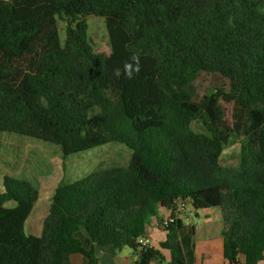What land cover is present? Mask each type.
Wrapping results in <instances>:
<instances>
[{"label": "trees", "instance_id": "16d2710c", "mask_svg": "<svg viewBox=\"0 0 264 264\" xmlns=\"http://www.w3.org/2000/svg\"><path fill=\"white\" fill-rule=\"evenodd\" d=\"M90 16L105 19L110 55L89 44ZM57 17L68 21L64 43ZM208 75L223 86L197 100L192 90ZM201 115L209 135L193 129ZM0 132L52 143L65 157L111 143L131 151L126 166L60 184L39 236L25 233L37 189L5 177L0 264H69L77 253L101 264L95 246L112 257L129 248L136 264H196V226L178 216L186 205L220 209L227 264H259L264 0H0ZM232 137L245 141L229 171L222 156ZM160 209L171 212L166 238L143 245Z\"/></svg>", "mask_w": 264, "mask_h": 264}, {"label": "rangeland", "instance_id": "374dc122", "mask_svg": "<svg viewBox=\"0 0 264 264\" xmlns=\"http://www.w3.org/2000/svg\"><path fill=\"white\" fill-rule=\"evenodd\" d=\"M87 23V35L93 51L98 54H111L106 21L96 16L84 17ZM58 31L61 42L64 43L68 21L57 17ZM223 83L215 78L202 76L192 93L195 99L201 100L214 92ZM227 120L230 121L231 106L227 107ZM197 133L210 134L209 124L201 115L193 124ZM243 137H232L225 146L222 165L229 171L239 168ZM131 158V151L121 144H106L90 151L65 157L61 148L49 142L24 137L11 133L0 132V193L4 192V178L15 177L31 182L39 193V200L26 222L27 236H39L42 223L48 214L53 194L60 184L77 181L91 173L102 169L126 166ZM13 203L7 204V207ZM221 214L220 209H212ZM202 214V211L200 212ZM169 219V217L167 218ZM196 220L198 225H202ZM198 264H225L221 237L206 238L202 233L194 240ZM207 253L210 258H207Z\"/></svg>", "mask_w": 264, "mask_h": 264}, {"label": "crops", "instance_id": "0c3cea01", "mask_svg": "<svg viewBox=\"0 0 264 264\" xmlns=\"http://www.w3.org/2000/svg\"><path fill=\"white\" fill-rule=\"evenodd\" d=\"M201 211L195 212L193 211L189 206H180L178 211V216L180 219H182L187 224H195L196 226V235L195 238L199 235V233H202L204 237H221V230H222V222H221V214L214 213L211 211H202V214H200ZM171 212L167 210L160 209L159 214L152 218L150 221V224L147 227V233L140 242L146 243V245L150 247L158 248L160 243L163 242L166 238V231L164 229L163 223L170 219ZM203 218V221H201L202 225H198L196 223V220H200ZM76 237L82 241L84 247L86 249H89L90 246L86 243V240L89 238L88 233L81 229ZM222 239V237H221ZM222 246H223V239H222ZM95 254L99 258L101 264H136L137 261V254L129 249L125 248L123 251L119 254H117L115 257H112L104 248L100 246L94 247ZM166 261L169 262L171 260V254L169 251H163ZM195 253H196V244H195ZM223 255V253H222ZM207 258H210V254L207 253ZM224 259V256H223ZM225 264H227V261L224 259ZM69 264H89L88 259L80 253L73 254L70 257ZM151 264H157V263H151ZM196 264H198V258L196 256ZM241 264H244V258H241ZM259 264H264V261H261Z\"/></svg>", "mask_w": 264, "mask_h": 264}, {"label": "clouds", "instance_id": "9594fccd", "mask_svg": "<svg viewBox=\"0 0 264 264\" xmlns=\"http://www.w3.org/2000/svg\"><path fill=\"white\" fill-rule=\"evenodd\" d=\"M131 60L136 62L137 67L135 68V71L138 72L139 71V67H138V63H139L138 62V57L132 56L131 57ZM124 67H125V72H126L127 76L128 77H131L132 76V72H133V65L131 63H126ZM118 74L119 73H117V75Z\"/></svg>", "mask_w": 264, "mask_h": 264}, {"label": "built area", "instance_id": "2783aa9c", "mask_svg": "<svg viewBox=\"0 0 264 264\" xmlns=\"http://www.w3.org/2000/svg\"><path fill=\"white\" fill-rule=\"evenodd\" d=\"M170 221H171V218L168 219V220H166V221L163 223V226L165 227ZM141 240H142V239H141ZM142 244H143V245H146V243H143V242H142Z\"/></svg>", "mask_w": 264, "mask_h": 264}]
</instances>
